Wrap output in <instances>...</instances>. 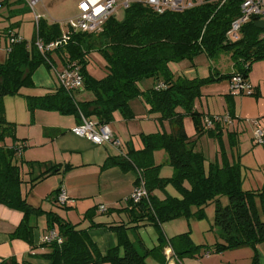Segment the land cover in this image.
I'll return each mask as SVG.
<instances>
[{
    "label": "trees",
    "instance_id": "1",
    "mask_svg": "<svg viewBox=\"0 0 264 264\" xmlns=\"http://www.w3.org/2000/svg\"><path fill=\"white\" fill-rule=\"evenodd\" d=\"M20 2L23 0H6L4 6ZM245 2L195 0L191 8L162 14L150 5L135 2L124 10L122 19L117 16L108 19L100 32L70 33L67 45L45 53L39 50L37 41L49 45L59 40L62 37L59 23L41 18L31 45L22 38L9 43V40L19 39L20 35L12 29L6 32L11 48L6 62L0 63V203L24 212L25 219L18 231L20 238L32 243L34 226L30 219L45 214L27 202L22 187L30 184L32 190L46 176L60 173L61 167L48 168L38 177H33V171H30V181H25L23 164L31 168L36 163H23L17 153L16 124L6 118L5 98L21 95L23 88L33 84L34 71L42 64L52 67V56L56 54L66 65L76 63L81 68L84 88L92 93L93 99L79 101L76 98L79 91L58 87L45 96H27L32 113L39 108L78 116L80 120L84 117L98 125H110L115 121L116 113L127 121L135 119L137 116L131 102L139 99L149 108V114L160 115L159 124L168 121L172 130L170 133L142 135L143 150L131 151L128 156L111 157L106 162L107 167L119 166L123 170L136 171L134 189L143 180L149 193V198L137 204L132 201V194L128 198L132 224L136 225L132 228L125 225L111 227L117 236L116 247L106 256L102 255L86 230H77V225L54 212H47L49 231L57 230L63 243L45 244L51 250L45 257L53 264H148L147 259L155 249L131 241L130 230L142 224L154 226L159 234L158 248H162L166 241L164 222L179 217L203 216L205 213L199 214L200 211L215 204V227L221 231L223 242L209 248L196 245L191 232L176 236L169 242L179 264H182L180 260L193 259L203 250L222 254L242 248L254 251L252 264H257V247L264 243V185L259 190H244L240 162L230 163L224 153V165L211 163L206 169L204 154L196 150V140L191 139L185 128V117L190 116L199 136L206 132L210 137L223 133L222 121H214L213 116L209 119L214 121V129L207 130L205 116L195 106L202 97V88L224 80V76L219 71H212L208 77L189 79L177 75L172 69L173 64L193 63L201 54L216 59L227 53L236 70L228 76L229 81L236 74H242L249 83L251 66L264 60V29L257 26L262 17L252 16L243 25L238 41H232L228 35L232 23L241 16ZM93 53L100 54L106 62V76L102 79L93 77L87 70ZM146 80H153V86L143 88L141 84ZM228 115L235 118L232 111ZM8 138L13 139L14 146L6 145ZM156 151L168 155V162L175 170L172 178L160 177L162 167L153 160ZM185 183H189L190 189ZM168 186L174 187L181 198L167 195L162 200L157 197L155 192H166ZM61 191L58 189L51 194L57 205ZM224 197L228 199L227 205L222 202ZM193 208L199 213L194 214Z\"/></svg>",
    "mask_w": 264,
    "mask_h": 264
},
{
    "label": "crops",
    "instance_id": "2",
    "mask_svg": "<svg viewBox=\"0 0 264 264\" xmlns=\"http://www.w3.org/2000/svg\"><path fill=\"white\" fill-rule=\"evenodd\" d=\"M55 59H60V57L56 54L52 56V64L56 66L57 69L65 67L66 63L64 61H56ZM193 67H195V64H192L189 68L185 66L177 67L176 65H172V69L177 73V75H185L189 79L200 78L194 76L196 71L190 69ZM262 67L264 68V66L261 65L260 68ZM212 71L210 70L209 72ZM151 81L154 84L153 80ZM248 81L255 92L257 91L258 94H261L263 100L264 70L259 71L256 78L249 76ZM52 91L47 94L52 93ZM230 93L232 92L229 85V91L221 93L220 95L228 98ZM203 96H205V93H203L202 88V97ZM91 99H93V95L87 100ZM7 100L8 99L5 100L7 120L11 123H15L17 126H26V128L23 129L24 132H26L23 136H19L17 130V144L23 143L25 145V150L21 155V159L23 163H36L31 168L27 164H23L25 181H30V171H33V177H38L48 168L58 165L61 167V172L46 176L45 179L37 182L36 186L32 188V190L30 189V184H26L22 187V194L26 198L27 202L31 206L40 208L43 212H45V214L40 217L32 216L30 219L31 225L34 226L32 243H28L18 236L19 228L25 219L24 212L0 203V264H53L51 259L45 257L50 254L51 250L45 246L42 241L44 235L49 232L46 216L47 212H54L69 223L77 225V230H86L89 237L97 245L102 255L106 256L108 251L115 248L117 245V236L111 227L125 225L127 228H132L136 225L132 224L133 218L130 216L127 200L133 192L137 179L136 171L123 170L119 166L107 167L105 166L106 162L111 157H118L120 155L128 156L131 151L143 150L145 145L142 135L163 133L164 131L170 133L171 131L167 130L165 125L168 121L164 122L163 127H161L158 121L160 115L149 114V108L140 101L146 107V114H139L145 115V118H135V121L138 119H145L144 123H141L139 128L134 131L130 125L131 120H125L121 114L115 115V120L120 119V123H123L122 125L113 126L110 124L115 138L121 142V149H117L109 144L96 145L87 138L75 135L72 132V129L81 123L78 116L61 115L55 111H48L39 108H36L32 113L29 110L27 98L23 94H21V96L12 97L9 103ZM222 100L225 102V98ZM222 100L221 102H223ZM131 106L132 108L135 107L133 108V111L136 116H138L136 109L139 106L137 104ZM223 106L225 108L223 114L209 115L213 117H224L228 115L229 113L227 112L226 106ZM195 107L199 112L200 109H198V104H196ZM202 113L205 118H207L206 116L208 114L204 111ZM153 115L156 116L153 118L155 123L147 124L146 122L149 119V116ZM236 117L238 120H241V117H239L237 113ZM208 119L209 118L204 120L207 121ZM234 122L232 121L231 123H228L222 121V126L225 128L226 125L233 124ZM240 124L241 123L238 124L239 126L236 127V130L239 129L240 131L242 126H240ZM214 126L215 125L213 124L212 127H207V130L214 129ZM252 127H254L252 128V137L254 139L255 125ZM262 127L264 128L263 125ZM192 130L193 132L189 134L186 128V131L191 139L196 140V150L200 152V144L198 143L200 141L203 142L202 140L205 138L203 135L199 136L197 134L194 125ZM233 135L237 134L233 133ZM202 147L204 148L203 143ZM254 147H257V145H254ZM261 152L262 151L254 150L253 157L260 155ZM261 159H263V162L259 164H264V158L261 157ZM153 160L157 166L162 167L160 169V177L165 179L173 177L175 170L169 164L166 152H154ZM230 163H232V161ZM251 166L253 167L254 165ZM252 167L246 169L252 170ZM50 180H54L52 184L54 190H52L49 195L46 193V196L43 199L41 197L39 199V203H35L37 204V206H35L33 202L30 201V198L36 194V189L39 187V183H45ZM170 187L172 186L167 187L166 192L156 191L155 194L162 200L166 199L167 195L181 198L177 191L178 196L172 195L169 191ZM185 187L190 189L189 183H185ZM58 189L65 190L67 193L68 202L64 205V209H66V211H59L56 206H61V204L57 205L54 198H51V194ZM259 189L260 188L247 190L255 191ZM102 206L106 207L107 210L105 212L100 210ZM88 214L89 217H87ZM145 226L148 225L142 224L140 227ZM140 227L129 231L128 235L131 241L134 242L133 236L141 230ZM214 232L218 233L221 231L216 228V231L214 230ZM164 234L166 241L164 247L162 248H158L160 246L159 234L157 237L158 244H154L152 247H149L144 239L135 241L134 243L138 244L139 242H142L148 249H155L147 259L148 263L150 261L152 264H179L175 257V249L169 242L172 238L179 235L168 236L165 232ZM192 239L195 242L193 237ZM197 245L204 246L203 244ZM156 250H159L158 253ZM257 253V264H264V243L258 245ZM168 254H170V257ZM227 254L229 255L226 259L225 256H227ZM253 258L254 251L251 248L227 251L218 255H214L213 253L203 250L195 258H186L184 260H180V262L182 264H250L253 262Z\"/></svg>",
    "mask_w": 264,
    "mask_h": 264
},
{
    "label": "rangeland",
    "instance_id": "3",
    "mask_svg": "<svg viewBox=\"0 0 264 264\" xmlns=\"http://www.w3.org/2000/svg\"><path fill=\"white\" fill-rule=\"evenodd\" d=\"M25 1L26 0H23V2L15 3L13 5H5L0 9V63L6 62L9 50L11 48L9 45L11 40H9L8 43L6 38V32H8V30L12 29L15 33L17 32L20 35V38H22L26 44L31 45L33 43L34 34L36 32L33 15L34 13L31 12ZM81 1L82 0H43L36 6V13L43 15V17L51 23H59L62 32L67 33L70 31L67 23L69 20L75 18L78 14V5ZM116 16L119 19L123 18L124 9L121 6L118 8ZM55 60L61 61V59ZM192 64H195V67L190 69L196 71V74L194 75L195 77L204 78L209 76L211 73L209 72L210 70H219L220 74L224 76V80H218L217 82L203 87V93H205V96L196 101V104H198V109H200L199 112L202 113L204 111L208 114L206 117L210 118L211 115L209 114H223L225 111L223 105H225L228 113L232 111L233 114H235V118L232 119V121L235 122L233 124L226 125L223 133L220 136L210 137L208 132H206L203 134L205 138L202 140L203 142L200 141L201 143H198L201 145H199V151L205 156L206 169H209L211 163L216 164L218 162L219 164L224 165V153L226 154V158L229 162H240L242 166L244 190L261 188V186L264 184V164L259 163L263 162L261 157L264 158V145H257V147H254V145H256L254 144L252 137V128L254 127H252L253 124L251 123L260 121V123L264 126V115H262L264 114V99L262 100L261 94H258L257 91L251 95L246 92L243 94L239 92H232L229 94L228 98H226V96L222 97L220 95L221 93H226L229 91L230 81L228 76L236 73L231 56L227 53H222L216 59H210L205 54H201L195 58L193 63L190 61H184L173 65H176L177 67L185 66L189 68L192 66ZM261 65L264 66V60L253 63L249 72V76L256 78L258 72L264 70L263 67L260 68ZM105 66L106 62L100 54L93 53L90 55V63L87 67V70L93 77L97 79L104 78L106 76ZM55 69L56 66L54 65H52V67L50 65L48 66L44 64L39 66L33 73V84L23 88L21 94L25 95L26 98L27 96L40 97L47 95L48 92H51L52 90L54 91L58 87H61L56 77ZM63 69L64 67L58 70L61 71ZM141 85L143 88H150L153 86V83L151 80H146L143 81ZM90 96H92V93L87 91L85 88L83 91L76 93V98L79 101L87 100ZM11 98L12 97H6L5 100L8 99L7 101L9 103ZM224 98L225 102L222 100ZM221 100L223 102H221ZM135 104L139 106L136 109L138 112L137 118H145V115L139 114H146V107L140 102L139 99H135L131 102V105ZM236 113L239 117H241V120H238ZM118 114L119 113L116 115ZM155 117V115L149 116V119L146 123H155V120L153 119ZM144 120L145 119H138L136 120L138 122H136L135 119L131 120L130 125L132 129L135 131V129L140 127L141 123H144ZM185 123L187 131L189 134H191L193 132V122L190 116L185 117ZM239 123H241L240 126L242 125L240 131L239 129L236 130V127L239 126ZM122 124L123 123H120V119H116L111 123L113 126H120ZM163 125L160 124L161 127H163ZM165 125L167 130H172L170 124L166 123ZM24 128H26V126L16 125V137H18V134L19 136H23V134L26 133L23 130ZM233 133H236L237 135H233ZM202 143L204 148L202 147ZM6 145H13V139L8 138ZM254 150L262 152L260 155L253 157ZM250 164L254 166L252 167ZM250 167H252V170L246 169ZM53 181L54 180H50L45 183L41 182L39 183V187H36V194L30 198V201L33 202L35 206H37L41 197L43 199L46 196V193L49 195V193L54 190L52 185ZM169 191L172 195L178 196V193L174 188L170 187ZM223 199V204L227 205L228 199L225 197ZM56 208L59 211H66V209L61 206H56ZM215 211V204L207 206L204 210L200 211V213L197 209L193 208L194 214H202L204 212L205 215L192 216L190 218L179 217L178 219L164 222L163 231L167 233L168 236H176L183 233L192 232L191 237L194 238L197 244L207 245L208 247L210 245L220 243L222 242L221 232H214V230L216 231ZM140 229L141 230H139L137 234L133 236L134 242L144 239L149 247L154 246V244H158V232L154 226L148 225L145 227H140ZM158 251L159 250H156L157 253ZM228 255L229 254L225 256L226 259L228 258ZM148 264H152V262L149 261ZM250 264H252V262Z\"/></svg>",
    "mask_w": 264,
    "mask_h": 264
},
{
    "label": "built area",
    "instance_id": "4",
    "mask_svg": "<svg viewBox=\"0 0 264 264\" xmlns=\"http://www.w3.org/2000/svg\"><path fill=\"white\" fill-rule=\"evenodd\" d=\"M6 0H0V9L4 6ZM43 0H26V5L34 14L35 26L38 28L39 21L44 18L43 15L36 13V6ZM139 2L150 5L157 13L165 12H181L195 5V0H82L78 6V14L75 18L68 21L70 31L62 32V37L49 44L45 45L41 40L37 41V46L42 53L59 49L68 44L71 35L70 33H96L103 29L104 24L111 17L116 16L119 6L124 10L129 8L131 4ZM252 16H260L264 20V0H246L242 6L241 16L232 23L228 33L232 41H238L241 36V29ZM22 39H12L11 42H18ZM56 77L62 88L68 91H83L84 78L81 73V68L76 63H70L59 71L55 69ZM231 92L254 94V89L244 78L242 74H236L230 82ZM214 121H224L231 123L232 119L229 115L224 117H214ZM214 121L208 119L207 127L210 128ZM255 125L254 143L256 145H264V129L261 127L260 121L252 123ZM72 132L80 137L87 138L96 145L109 144L117 149H121V142L115 138L113 131L109 125H98L82 117L81 123L72 129ZM25 145L23 143L16 146L18 155H22ZM149 198L146 185L143 180L135 187L131 199L137 204ZM58 201L61 205H66L68 196L65 190H62ZM102 212L106 211V207L100 208ZM44 244L57 242L63 243V239L56 230H50L42 239ZM170 255V254H168ZM173 255V254H171ZM170 257V256H169ZM172 259V258H171ZM175 262V261H174Z\"/></svg>",
    "mask_w": 264,
    "mask_h": 264
},
{
    "label": "water",
    "instance_id": "5",
    "mask_svg": "<svg viewBox=\"0 0 264 264\" xmlns=\"http://www.w3.org/2000/svg\"><path fill=\"white\" fill-rule=\"evenodd\" d=\"M257 26H258L259 28H261V29H264V20L262 19V20L258 21V22H257Z\"/></svg>",
    "mask_w": 264,
    "mask_h": 264
}]
</instances>
